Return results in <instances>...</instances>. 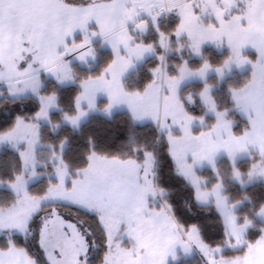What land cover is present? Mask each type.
Here are the masks:
<instances>
[{"label":"snow or ice","instance_id":"6c2138e0","mask_svg":"<svg viewBox=\"0 0 264 264\" xmlns=\"http://www.w3.org/2000/svg\"><path fill=\"white\" fill-rule=\"evenodd\" d=\"M52 2L61 13L56 18L60 23L52 29V35L47 41L43 44L36 43V54L29 53L32 55L30 62L25 65L24 58L21 57L18 63L8 69L10 94H15L12 91L15 85H24L15 89L19 92L30 86L19 77L28 73L33 64H39V70L46 75L51 74L58 83L75 82L70 57L85 63L88 57L95 60L98 53L93 41L94 38L100 37L101 46L107 44L112 50V57L98 74H90L79 80L81 91L74 96L75 112L71 114L64 112L62 115L64 121L78 129L80 120L89 110L96 107L95 94L104 92L107 95V103L104 105L106 112L110 113L117 104L126 103L136 119L159 120L161 127H165L168 126L165 121L171 118L173 124L179 125L182 136L174 137L169 130L167 139L168 154L182 171L185 169L191 171L193 165H202L204 162L217 171L215 158L218 153L221 151L227 153L234 164L237 152L248 151L247 145L251 143L258 147L259 158H253L255 162L247 171L248 178L264 176V0H199V2L198 0H130L132 4L130 8L125 7L129 0H102L100 3L96 0H85L83 3H74L73 0H52ZM40 3L42 5L43 0H40ZM16 7L35 9L38 5L33 0H0V29L6 21L9 25L15 22L16 18L11 15V10ZM154 9L157 11L153 14ZM196 9H199V12ZM118 10L122 15L118 14ZM173 11L179 16V22L171 34H165L159 29L158 24H155L158 36H167V39L154 42L137 40L128 28L127 22L139 16L140 12H147L155 23L162 13ZM205 13L214 17L215 22L209 20L205 25L201 20ZM64 17L69 20L66 25L63 23ZM92 20L95 21V28L90 30L89 22ZM146 25L147 21H140L135 24L133 31L145 30ZM77 30L80 32L79 39L75 35ZM181 36L187 37L189 47L197 56L203 54L202 46L209 42L217 47L226 43L230 54L218 66H213L205 59L199 67L192 68L187 60H182L177 66L176 74L168 73L164 69L163 75L168 93L163 97L165 103L163 116L157 109L139 110L141 101L160 91L156 84L160 79L162 68L161 64L157 63L150 69L152 77L142 89L127 90L121 77L131 65L132 57L139 60L145 54L156 53L157 43L166 51L173 37L179 41ZM21 37V47L33 43L30 36L23 38V32ZM249 46L253 50V55H243L242 50ZM121 47L126 55L121 53ZM182 47L183 44L178 43L177 51ZM157 60L163 62L165 56L162 53L157 54ZM3 63L0 57V64ZM233 63L238 68L246 64L252 67L250 77L243 86L229 87L233 107L246 115L249 128L237 135L232 129V122L224 119L229 109L220 110L212 102L210 85L204 83L198 95L207 111L215 113L217 119L211 127L194 133L191 123L196 119L204 122L207 112L199 116L189 112L179 98L181 83L189 77H199L204 81L207 72L213 68L218 76L223 78L224 70L231 71ZM3 78H5L3 73H0V79ZM40 85L37 75L31 85V90L38 95L40 101L39 108L34 112V118L51 120L49 110L59 107L58 97L55 93L40 94L38 91ZM254 94L258 95V103L253 100ZM188 99L192 103L196 102L195 98ZM85 100L88 101L87 109L82 107V102ZM249 108H252L254 115L248 114ZM55 126L59 127V122ZM221 131L227 133L226 138L221 135ZM3 140L11 142L13 147H16L18 141H25L26 147L18 153L21 163L20 173L8 181L16 199L7 208H0V264H39L38 259L26 246L27 234L33 226L38 229L37 244L45 264H91L90 252L96 246L91 232L86 234L85 230L59 213L56 210L57 203L59 206L83 212L96 222L103 241L101 264H167L169 256L173 260L177 259L175 252L177 245L185 252H189L193 244L205 253L209 258V264H218L215 255L203 241L198 225L179 224L174 220V214L169 216L164 208H148L146 196L141 198L139 204L129 208L108 190L93 187L89 183V173L94 151L89 154V166L78 169L73 176L67 171L66 162L63 161V145L67 141L65 137L59 145V161L53 167L56 182L49 180L48 188L40 196H35L27 191L24 172L30 166L29 175H39L36 171L37 161L34 153V145L39 141V125L16 116L9 130L0 133V141ZM179 140H186L187 143L177 151L173 149V145ZM189 150L192 152V161L186 163L183 155ZM53 156H56L55 151ZM243 174L239 168L234 167V179L241 184L245 183L241 180ZM66 176H71L70 181H66ZM222 188V177L217 175L216 185L212 189L205 190L202 198L200 196L196 198L199 202L207 203L209 195L215 196L218 214L225 215L221 209L227 198L221 196ZM151 189L149 181L146 191ZM46 200L54 203L49 205L46 216H41L43 202ZM167 207L170 209L171 205ZM232 207L235 205L233 204ZM261 212L264 213V207L261 208ZM226 218L229 224L234 225L236 219L234 215L227 214ZM124 235H127L130 242L128 247L124 245ZM232 239L239 242V237L236 235H233ZM253 243L264 245V237L258 238L255 242L249 241L248 247L245 248L246 253ZM213 251L218 252L219 249ZM234 264L240 262L235 261Z\"/></svg>","mask_w":264,"mask_h":264},{"label":"rangeland","instance_id":"374dc122","mask_svg":"<svg viewBox=\"0 0 264 264\" xmlns=\"http://www.w3.org/2000/svg\"><path fill=\"white\" fill-rule=\"evenodd\" d=\"M33 2L37 3L38 5V7L35 9H26L23 7L13 8L11 10V15H13L16 18L15 22L12 25H9V23L6 21L3 28L0 29V57H2L4 61L3 64H0V73H3L5 77L3 79H0V98L7 96L10 99H24L32 96L38 99V95L34 94L33 91L31 90V85L33 84V80L37 75L39 81L41 82L38 91L40 94L43 95H45L43 93V90L46 88L47 81H54L60 88L75 86L77 84L79 85V78L82 75V71L84 69L88 71L93 70L98 65L97 63H99L98 62L99 58L100 60L102 59L99 55L100 53L104 51H110L112 53L111 48L107 44H103V46H101V38L96 37L94 38L93 41L94 47L96 48V51L98 53L95 60H93L91 57H88L87 62L85 63L77 60L75 57H70V59L72 60L71 67L74 69L75 82L66 81L64 83H58L51 74L46 75L42 70H39V64H33L32 69H30L28 73H26L23 77H19L20 79L25 80L27 84L30 86L25 88L23 92H19V91H15V89L24 87V85L23 84L15 85L14 88L12 89V91H14L15 94H10L9 83L7 80V76L10 74L8 69H10L13 64L18 63L21 57L24 58L25 65L28 62H30L32 59V55H29V53H32L33 55L36 54L35 52L36 43L40 42L41 44H43L45 41H47L52 35V29L58 23H60L56 18L59 15H61V13L53 5L52 0H43L42 5L40 3V0H33ZM73 2L83 3L85 1L75 0ZM100 2H102V0L98 1L97 3ZM125 7L128 8L132 7L130 0L128 3L125 4ZM196 10L199 12V9ZM155 11L157 10L154 9L153 14L155 13ZM171 13L175 14L179 18V16L175 11ZM171 13L168 12L162 13L159 17H157L154 23L152 16H150L147 12H140V15L135 17L132 21H128L127 25L129 30L131 31V34L133 36H136L137 40H143L149 36L150 38H153V36H157L158 40L167 39V36L165 37L158 36L155 24H158L159 29L163 31L162 23L164 19L165 20L168 19ZM118 14L122 15V13H120L119 10H118ZM201 20L205 25L209 22V20L215 22L214 17L210 16L207 13H205L201 17ZM140 21H147L146 29L145 30L135 29L133 31V29L135 28V24L139 23ZM68 22H69L68 18L64 17L63 23L66 25ZM94 28H95V21L92 20L89 22V29L91 30ZM21 32L24 33L23 38H28L30 36L33 39V43L25 44L23 47H21L20 46V39L22 38ZM75 35L77 39L80 38L79 30H77ZM178 43L183 44L182 49H180L179 51H177ZM162 50H163V55L165 56V61L163 62L160 61L162 73L160 79L157 80V84H156V87H159L160 91L158 93L149 95L143 101H141L139 108V110L157 109L160 112L161 116H163V113L165 111V103L163 97L168 93V88L165 83L164 75H163L164 69H166L168 73L176 74L177 66L182 63V60H187L188 64L192 68L199 67L203 62V60L205 59L206 60L210 59V62H213L214 59L216 58L217 60L219 59L218 62H221L220 64H222L224 61L223 59L228 57L230 54V49L226 43L223 44L221 47H217L215 44L209 42V43H205L202 46L203 54L201 56H197L193 53V51L189 47L186 36H181L180 40L179 41L176 40L175 43L170 42V46L168 50L166 51L164 49ZM208 50H212L213 53H217L219 55V58L210 57L211 55L208 54ZM121 53L126 55L123 47H121ZM242 54L246 56H251L253 55V50L251 49L250 46L246 47L245 49L242 50ZM156 56H157V50L156 53L145 54L144 57L139 60H137L135 57H132L131 65L127 68V70L124 72L123 76L121 77L124 87H125V81L132 74H134L139 67L143 66L145 62ZM6 65L7 67H5ZM251 72H252L251 65L246 64L238 68L235 65V63H233L231 66V71H229L228 69L224 70L223 78H220L217 72L215 71V69L213 68L212 70L207 72L206 79L204 81H202L199 77H189L181 83L179 87V98L183 101L184 106L188 110L189 108H192L196 112L199 111L202 112L203 114L207 112L204 122H201L199 119H196L191 123V129L194 133L200 132L201 129H207L211 127L213 125V122L216 121L217 117L215 113L211 111H207L205 104L201 102L200 96L197 95L196 98L194 96V93H192L191 91L190 92L187 91L188 88L198 83L202 85H204V83H207L208 85H210V95L212 97V102H214L219 108V105L214 98V92L216 91V89L220 88L227 81V79L231 78L235 74L237 75L247 74L250 77ZM213 77L217 78L216 84H213L212 80H210ZM55 94L57 95V92ZM189 97L195 98L196 102L195 103L190 102V100L188 99ZM197 99H199V101H197ZM253 100L257 103L259 102L257 94H254ZM101 101H104L103 104L104 106L107 103V95L104 92H97L95 94L96 107L94 109L89 110L87 112V115L80 120L78 129L72 127L69 123L62 120V124H59V127L55 126V131L59 130L61 125H69L74 130H79L80 127L86 122H88L89 119L92 117L101 116L104 118H112L117 113L127 112L132 116L134 122L138 125H146V124L156 125L159 129V135L165 136L168 144L169 141L167 139V136L169 130L171 131L174 137L182 136V132L179 125L173 124L171 118L165 121L166 125L168 126L161 127V122L159 120L153 121L151 118H144V119L134 118L132 111L130 110L128 104L126 103L115 105L109 113L104 110V107L99 108V103ZM229 102L231 106L227 108L229 109V112L224 117V119L232 122V129L235 133H238L237 131L241 133L243 130L249 128L248 119L241 110H238L233 107V100L231 93H230ZM197 103L199 104V106L197 105ZM82 107L85 109L88 108L87 100L82 102ZM60 111H62L60 107L50 109L49 110L50 117L54 112H60ZM248 114L254 115L252 108L248 109ZM237 117H238V121L236 120ZM210 119H213L214 121H211ZM241 121L245 122V124H242ZM181 122H183V120H181ZM34 123H37L39 125V141L34 145L35 159L37 161L36 171L38 172V169L40 167H43L41 166V163H39L37 159V153L42 148L41 139H40L41 127L43 125H52V123L51 120H45V119L35 120V118H34ZM240 125H242L241 128H239ZM221 135L226 138L227 133L221 131ZM186 143H187L186 140L176 141L173 145V149L179 151L184 147ZM25 147H26L25 141H18L16 143V147H13L12 143L7 140L0 141V151L2 149L9 148L19 152V150H23ZM65 148H66V144L63 145V151L65 150ZM247 148L248 151L246 152H237L234 164L229 159L227 153H225L224 151L218 153L215 158V166L217 171H214L213 167L209 165L207 162H204L202 165H193L191 171H188L187 169L182 171L181 168L174 161L173 163L175 165L178 175L182 176L189 184L193 186L196 197L200 196L202 198V193L205 190L212 189L214 185L211 188H208L207 187L208 180L201 178L198 173L208 169L214 171L217 177V175H219L217 165L219 161L224 158L229 159L233 167H236V165L240 161L243 160L254 161L253 158H259L258 157L259 149L256 145L250 143L247 145ZM59 156H60V151L56 153L55 157L53 156L50 159V164L52 167H54L58 163ZM183 160L186 163H191L192 152L190 150L183 155ZM252 163L254 162H251V164ZM156 170H157V156L154 154H146L143 163H138L136 160H119L116 158H108L95 154L93 156L90 165L89 183L93 187H99L108 190L110 193L113 194V196L116 199L120 200L129 208L132 207L133 205L139 204L141 198L146 196L148 201V208L150 209L164 208L169 216H173L171 209H169L167 205L163 202V197H164L163 193H161L157 187ZM67 171L69 172L68 169ZM30 172H31V167L29 166L28 170L24 172V179L27 181V191L31 185L41 181L44 177L48 178V180L51 179L56 180V175L54 172L52 173L38 172L39 175H33V176L29 175ZM65 179L66 181H70L71 176H66ZM232 180L234 182H238L236 179H234V176L232 177ZM241 180H243L242 175H241ZM149 181L151 182L152 189L150 191H146V189H148ZM247 181H245V183L242 184L243 188H245V186L255 184L258 181H264V176H254L252 179L248 178ZM1 189H4V185L0 183V190ZM5 189H9L10 191H12L9 188V185H7ZM197 189L199 191H197ZM13 194L15 195L14 192ZM221 196L226 197L224 186L221 190ZM52 203H54V201L51 200L44 201L43 208L47 205H51ZM199 204L201 206L214 205L216 207V197L209 195L207 203L199 202ZM231 208H235V210H230L229 200L227 198L224 207L221 209V211L225 215L220 214L223 220L225 221L226 233L228 237L226 246L217 247V248H211L209 246V250L212 251L213 254L215 255L218 264H225V262H228V264H234L235 261H239L240 264H264V245H257V244L252 245V247L248 249L247 253H245L242 256H236L232 258L225 256L226 251L228 250L236 251L244 248L245 246H248V243L246 241V236L249 230L254 227V223L250 220H247L242 225L239 224V218L236 216V212L238 211V209H236V207H231ZM227 214H231L236 217L234 225L228 223L226 218ZM257 218L259 221L264 223V213L260 211L259 214L257 215ZM174 220L176 221L175 218ZM249 221L250 223H248ZM262 230H263L262 232L263 234L261 237H264V228ZM121 231L123 232V226L121 228ZM233 235L239 237V242H236L235 240L232 239ZM124 245L125 247L130 246V242L128 240L127 235H124ZM216 249H219V251L218 252L213 251ZM175 252L177 259L173 260L172 257L169 256L167 264H177L182 260L192 259L196 257L200 260L202 264H209V258L195 244L191 246V250L189 252H185L182 247L177 245Z\"/></svg>","mask_w":264,"mask_h":264},{"label":"trees","instance_id":"16d2710c","mask_svg":"<svg viewBox=\"0 0 264 264\" xmlns=\"http://www.w3.org/2000/svg\"><path fill=\"white\" fill-rule=\"evenodd\" d=\"M168 20V21H167ZM163 21L162 29L165 33L171 34L179 18L171 13L168 19ZM157 36L153 38L146 37L143 39L145 42L157 41ZM172 43L176 42L175 37L171 40ZM157 54L162 53L163 50L156 44ZM210 57L215 58L219 55L208 50ZM102 58L98 60V65L93 70L82 71L79 80L87 77L88 75H96L101 68L111 59L112 53L104 51L99 54ZM216 59V58H215ZM210 62L213 66L221 65L219 59ZM224 60V59H223ZM222 61V60H221ZM160 61L157 56L149 59L143 66L139 67L137 71L132 74L125 81V88L127 90L142 89L145 83L151 79L152 73L150 69ZM249 79V75L235 74L214 92V98L219 105L220 110L227 109L231 106L229 87L240 88ZM213 84L217 83V78L213 77ZM202 84H195L189 87L187 91L194 93L197 98ZM81 91L79 85L60 88L54 81H47L46 88L43 90L45 95L56 93L58 96V105L62 109L60 112H54L51 115L52 125H43L41 127L40 139L42 148L37 153V159L41 166L38 172H53V167L50 164V159L53 157V152H59L60 142L67 137L66 148L63 151V161L66 162L69 173L73 176L78 169H85L89 166V154L93 151L96 155L116 158L119 160H136L138 163H143L146 154H154L157 156V178L156 184L161 193H163V202L166 205H171L172 214L179 224L198 225L200 235L203 241L211 248L225 247L228 241L225 227V221L222 216L218 214V210L214 205L201 206L197 201L195 190L182 176H179L172 158L168 154L169 144L166 137L159 135V129L156 125L146 124L138 125L134 122L132 116L127 113H117L112 118H104L95 116L89 119L88 122L83 124L79 130H74L69 125H61L59 130L55 131L57 122L62 124V115L64 112L74 113V96ZM199 101V99H197ZM104 101L99 103V108L103 106ZM199 106V104L197 103ZM40 106L38 99L28 97L24 99H10L7 96L0 98V133L7 132L14 122L16 116H21L26 121L34 122V112ZM189 111L199 116L202 112H196L192 108ZM214 121L213 119H210ZM238 121V117L236 118ZM242 124L245 122L241 121ZM240 125L239 128H241ZM239 134L240 132L237 131ZM19 152L9 148L0 151V183L4 185V189L0 190V208H7L12 205L16 199L15 195L7 187L8 181L11 180L16 174L21 171V163ZM253 160L240 161L235 168H239L242 173L243 181L248 180L247 171ZM47 165V167H44ZM218 174L222 177L223 186L225 188V196L229 200V205H235L238 211L236 216L239 218V224H244L247 220L254 223V227L249 230L246 241L255 242L262 236L264 223L258 220L257 215L264 207V181H258L255 184L242 187L239 182L232 180L234 167L229 159L224 158L219 161ZM201 178L207 179V187L211 188L217 183V177L212 170H203L198 173ZM48 178L44 177L41 181L29 187L28 192L40 196L48 188ZM53 183L56 180L51 179ZM248 182V181H247ZM246 182V183H247ZM244 184V183H243ZM49 210V205L43 208L41 216H46ZM56 210L64 217L76 223L85 233L91 232L92 239L95 242V247L91 249L90 257L91 264H101L102 253V239L96 222L89 218L83 212H77L75 209L69 207H62L57 204ZM36 227H31L27 237L26 246L31 254L38 259L39 264H45L41 256L39 246L37 244ZM255 243H253L254 245ZM245 246L242 249L233 251H226L229 258L244 255ZM177 264H202L196 258L182 260Z\"/></svg>","mask_w":264,"mask_h":264},{"label":"crops","instance_id":"0c3cea01","mask_svg":"<svg viewBox=\"0 0 264 264\" xmlns=\"http://www.w3.org/2000/svg\"><path fill=\"white\" fill-rule=\"evenodd\" d=\"M229 207H230V210H235V208H231L232 206L229 205Z\"/></svg>","mask_w":264,"mask_h":264},{"label":"water","instance_id":"95a60500","mask_svg":"<svg viewBox=\"0 0 264 264\" xmlns=\"http://www.w3.org/2000/svg\"><path fill=\"white\" fill-rule=\"evenodd\" d=\"M73 1H75V0H73ZM83 1H85V0H83ZM98 1H100V0H96V2H98Z\"/></svg>","mask_w":264,"mask_h":264}]
</instances>
